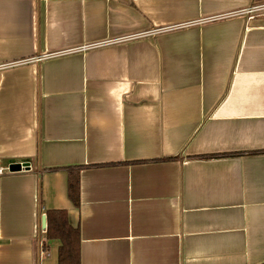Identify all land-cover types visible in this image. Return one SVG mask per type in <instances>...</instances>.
<instances>
[{"label": "crops", "instance_id": "crops-1", "mask_svg": "<svg viewBox=\"0 0 264 264\" xmlns=\"http://www.w3.org/2000/svg\"><path fill=\"white\" fill-rule=\"evenodd\" d=\"M261 2L0 0V264H264Z\"/></svg>", "mask_w": 264, "mask_h": 264}, {"label": "trees", "instance_id": "trees-1", "mask_svg": "<svg viewBox=\"0 0 264 264\" xmlns=\"http://www.w3.org/2000/svg\"><path fill=\"white\" fill-rule=\"evenodd\" d=\"M69 194L76 205L79 199L78 179L68 186ZM76 197L74 199V196ZM45 237L59 243L57 264H80L78 229H73L67 221L64 210H49L46 213Z\"/></svg>", "mask_w": 264, "mask_h": 264}, {"label": "built area", "instance_id": "built-area-1", "mask_svg": "<svg viewBox=\"0 0 264 264\" xmlns=\"http://www.w3.org/2000/svg\"><path fill=\"white\" fill-rule=\"evenodd\" d=\"M264 10V4L258 5V6H249L247 7L243 12L244 13H257ZM5 173H9L7 167L0 166V177L3 176Z\"/></svg>", "mask_w": 264, "mask_h": 264}, {"label": "water", "instance_id": "water-1", "mask_svg": "<svg viewBox=\"0 0 264 264\" xmlns=\"http://www.w3.org/2000/svg\"><path fill=\"white\" fill-rule=\"evenodd\" d=\"M29 167H30L29 163H23V164L16 163V164H11L8 167V171L10 174L15 173V172H20V171H27Z\"/></svg>", "mask_w": 264, "mask_h": 264}, {"label": "rangeland", "instance_id": "rangeland-1", "mask_svg": "<svg viewBox=\"0 0 264 264\" xmlns=\"http://www.w3.org/2000/svg\"><path fill=\"white\" fill-rule=\"evenodd\" d=\"M261 4H263V2L258 3V4H251V6H258V5H261ZM5 174H7V173H5Z\"/></svg>", "mask_w": 264, "mask_h": 264}]
</instances>
